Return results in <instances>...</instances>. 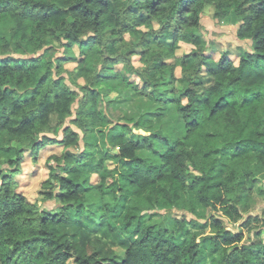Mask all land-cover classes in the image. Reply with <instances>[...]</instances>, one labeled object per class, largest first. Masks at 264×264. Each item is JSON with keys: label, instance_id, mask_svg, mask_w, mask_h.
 I'll use <instances>...</instances> for the list:
<instances>
[{"label": "trees", "instance_id": "16d2710c", "mask_svg": "<svg viewBox=\"0 0 264 264\" xmlns=\"http://www.w3.org/2000/svg\"><path fill=\"white\" fill-rule=\"evenodd\" d=\"M207 14L251 41L237 65L206 55ZM179 42L193 48L177 56ZM130 95L141 111L127 117ZM48 145L61 153L30 201L15 175L26 150L35 161ZM255 178L264 0H0V264H264Z\"/></svg>", "mask_w": 264, "mask_h": 264}, {"label": "rangeland", "instance_id": "374dc122", "mask_svg": "<svg viewBox=\"0 0 264 264\" xmlns=\"http://www.w3.org/2000/svg\"><path fill=\"white\" fill-rule=\"evenodd\" d=\"M202 28L198 32L200 37L202 38L204 49L206 55L211 56L212 59L217 60L222 54H227L232 63L237 65L239 63V53L240 50L246 49L249 53H251V41L247 40V42H241L236 37V26L235 25H229L224 24L220 21H217L215 19H212L208 14L203 16L202 18ZM124 37L129 40L131 37L129 35H124ZM54 50L49 52L50 56L52 58L60 55L63 48H61L57 41L54 42ZM193 46L191 44L179 42V48L176 51L177 55H181L183 53L189 52ZM74 50H77V47H74ZM42 50H40L38 53H41ZM132 62L135 65V67H143L142 63L139 60V56L135 55L132 57ZM74 66L73 63H67L65 64V67L68 69H71ZM118 69L121 68V65L116 66ZM177 75H179V71H176ZM130 78L137 82V77L135 75H130ZM81 82V79L79 80ZM74 88V87H73ZM115 95L110 94L109 98H113ZM124 98V97H122ZM121 99V98H120ZM125 102L122 100L119 101L118 105L122 110L126 109L125 115L127 117H130V114L132 111H141V102L137 100L133 95H130L127 99H125ZM145 101H150L149 99H145ZM151 102V101H150ZM77 104L73 105L76 107ZM169 110H172L169 109ZM121 115L125 116L124 113ZM167 119L172 122L171 117V111L167 113ZM51 124H56V118L55 116H52L51 118ZM69 124V119L65 122V125ZM130 126L133 125V123H129ZM64 126H61L59 131L57 133H50L51 136H57L58 139L62 137V129ZM73 129L78 130L75 126L71 125ZM134 128L132 129V131ZM135 132L137 134H143L149 133L150 131L147 129H136ZM143 132V133H141ZM134 134V133H132ZM130 134V135H132ZM130 135H126L127 139L132 140L133 137ZM80 142V141H79ZM146 149L142 145L139 150L140 155H144V152ZM61 153V147L60 146H45L43 147L39 154L37 155L36 160H32L30 156L29 150H26L24 152V158L20 166V173L15 175V180L17 181V189L24 194L28 200L35 201L39 197V192L41 188V184L47 177V167L46 162L47 158L52 154H60ZM107 165L110 170H112L113 164L110 162H107ZM96 179V176L93 174L90 181L94 182ZM253 186L250 188V191L252 192L253 197V209L251 211V215H256L261 213V208L264 205V192L260 190V186L264 184V180L260 178H255ZM59 205L58 201L54 200H46L42 202V206L45 209H53L57 208ZM187 218L192 217L189 214H186ZM158 217H155L157 219ZM229 227L233 229L234 231L237 229L235 226H232L229 224ZM252 234V233H251ZM250 234V235H251ZM252 236V235H251ZM250 236V237H251ZM246 237V236H245ZM113 249L115 250V253L118 257L122 256L124 253V248H121L119 245L114 244Z\"/></svg>", "mask_w": 264, "mask_h": 264}, {"label": "crops", "instance_id": "0c3cea01", "mask_svg": "<svg viewBox=\"0 0 264 264\" xmlns=\"http://www.w3.org/2000/svg\"><path fill=\"white\" fill-rule=\"evenodd\" d=\"M177 50H178V49H177ZM177 50H176V51H177ZM183 54H184V53H183ZM183 54H181V55H183ZM176 55H177V53H176ZM181 55H177V56H181Z\"/></svg>", "mask_w": 264, "mask_h": 264}]
</instances>
